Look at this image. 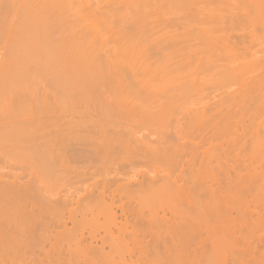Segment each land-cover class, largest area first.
Segmentation results:
<instances>
[{
	"label": "bare ground",
	"instance_id": "bare-ground-1",
	"mask_svg": "<svg viewBox=\"0 0 264 264\" xmlns=\"http://www.w3.org/2000/svg\"><path fill=\"white\" fill-rule=\"evenodd\" d=\"M62 1L0 0V70L11 69V65L17 62V64L27 65L29 68L34 66L37 71L38 69L40 70L39 66L42 65L45 68L56 59L55 57L58 58L66 50L76 51L78 47L82 49L83 46L80 45L82 46L80 47L78 45L80 44L78 38L81 36L80 26L82 25V20L83 24L84 20L86 25L88 24L83 26L93 32L94 36L95 32L100 31L93 23L97 19L95 16L96 8L94 10L93 6H89L90 0H64L66 6L69 4L64 12L61 8ZM121 1H124L123 3L126 6L124 13L122 14L119 11L117 13L116 10V13L111 12V17H108L109 20H107V27H105L106 25L102 26L106 28L105 30L108 28L107 32L109 28H119V33H122V36L124 35L123 39L130 40V38H125L127 37L126 32L132 34L137 32L141 35H149V37L165 32L176 38L200 30L217 31L219 29L229 30L230 32L241 31L243 34H264V2H261L260 11L255 14H252L251 8L259 4V0H149V5L144 11L141 8L139 10L138 7V4L143 0ZM91 5L94 4L91 3ZM114 9L112 8V11ZM66 11L67 14H65ZM114 14L121 15L117 25L115 23L117 20L116 15ZM129 23L131 27L128 25ZM213 23H217L218 26H214L215 24ZM145 25L148 27H145ZM102 29L105 32L104 28ZM105 34L107 35V33ZM137 35L134 34L135 37ZM83 37L84 35L82 39ZM85 38L87 37L85 36ZM107 41L106 43H109ZM90 43L92 45V42ZM105 44L103 45L104 47ZM130 44V49L136 53H139V51L142 54L151 52L145 45L147 40L145 44H141V41L133 40ZM90 45L88 46L90 47ZM225 45L228 48H234L229 43ZM44 47L45 49L48 48L50 56L41 57L37 55L35 57V55L30 54L36 53ZM96 48L98 47L95 46V50ZM127 48L129 50L128 46ZM102 49L104 50V48ZM149 49L151 48L149 47ZM123 51L122 54L124 53V55L129 53L128 51ZM257 59H255L256 62L253 65V74L246 76L243 82L247 85L246 91L261 94L264 93V60L257 61ZM115 60L114 62L117 64ZM123 60H121V63H125ZM146 63L144 62V64ZM112 64L115 66L114 63ZM112 64L109 63V66L111 65L110 67H112ZM118 67L119 65L117 69ZM114 68L116 67L112 68V73L111 70L109 71L112 76L114 75L113 78L107 75L106 79L104 77L106 74H101L104 77L102 79L105 82L104 84L107 81L112 83L115 78L118 79L119 71L123 72L122 67L118 72L116 69L114 71ZM140 68L139 70L142 71L143 68L142 70ZM144 68L146 69V66ZM134 69L135 67L132 70ZM113 71L117 74V77ZM137 71L135 70V72ZM148 71H150L149 68ZM40 72L38 71L36 74L43 75ZM150 72L153 73V75L151 73L152 76H156V79L158 75L164 79L173 73L172 68L166 66L158 67V69ZM1 73L0 71V75ZM17 74L19 73L17 72ZM30 75L32 74H29V79ZM16 79L15 81H17ZM18 79L20 80V78ZM122 80L125 82L124 79ZM126 83L128 81L124 83V86L127 85ZM8 86L10 85L8 84ZM178 86L175 85V87ZM156 88H159V86ZM162 88L161 86L160 90ZM163 90L167 93L166 96L169 94L170 102L167 101L165 107L162 106L160 111L158 109V114L159 112L163 114L165 111L166 113L167 111L168 113L172 112L175 109L173 107L178 97L175 95L174 97L173 95L170 96L171 93L167 89L168 92L165 89ZM111 93L109 92V97H111ZM120 93L118 92V94ZM113 94H115V90ZM122 95L124 94L122 93ZM113 97H116V95H113ZM122 99L120 100L122 101ZM115 100L112 98L113 104L111 105H116L115 107H117ZM234 100V109L226 112L223 111L221 105L218 106L216 104V106H210L211 110L208 108L201 112L199 110L198 112H193L192 114H195V117L192 115L194 119L188 117V119L196 122L194 124L197 125L195 136L201 138L200 142L205 141L210 135L207 125H213V129H217L223 123L225 128H228L233 133L235 136L234 140H237L238 143L235 144L236 146L232 150H223V155H225L226 159L229 157L227 162L225 160V163L218 162L217 158L213 160L212 156L202 158L199 162L198 147L200 143L186 140L188 138L186 137L187 135L179 129L174 132V135L172 133V136L166 134L151 138L136 135L137 132L135 131L136 133H134L131 130L133 127L130 129L128 126L131 132L127 128L123 129L122 126H118V123H116L117 128L110 129L102 128V123H100V130L102 129L100 136L93 138V141L89 144V147H91L90 149L88 148L89 150L85 149L81 153H68V144L65 143L66 146L64 147L66 149L64 148V151L62 148L63 152L60 155L61 151L59 152V150L61 149H58V146L55 145L58 150L57 155L64 159V163H68L65 164L69 166L66 170L74 168L71 163H75L78 159L81 160L85 156L90 158V160L94 157L93 161H90V165L88 164L90 167L93 166V163L95 165L96 162L104 163L106 166L111 163L112 166L110 165L108 169H112V171L109 170V174L113 173V177L105 178L102 181H94L91 187L87 188L84 195L78 196L72 191L73 185L81 182L79 180L76 181V178L80 176H62L64 179L60 177L61 180L59 179L60 181L57 182L60 188L58 189L59 192L52 190V188L55 190V187H52L53 184H47L49 183L48 180L46 184H43L42 177L37 173V175L33 174L34 177H32L34 179L30 178L31 180L27 181V183L25 182V184H18L19 176L16 177V175L13 181L4 179V177L1 178L0 203L2 204L3 202L5 205H2L1 209H4V213L1 210L2 215H0V264H146V261L149 264H226V262L216 263L208 261V254L204 250L207 238L203 237L202 221L204 214L210 210L209 206L211 204L215 205V207L219 206L221 209L225 239L247 243L250 246L264 244V105L260 104L257 107L260 108V110H257L259 113L262 111V114L256 113L252 115L253 119L249 117V124L245 111L250 104ZM110 102L108 101V103ZM101 103L103 104L104 101ZM121 104H118L119 107ZM126 104L125 106H127ZM107 105L110 106L109 104ZM112 108L113 110L115 109L114 107ZM116 109L118 110V108ZM161 111L164 112L162 113ZM103 112L106 115L108 114L106 108ZM216 114H222L220 122ZM186 125L188 126L189 124ZM194 125L191 126L193 127ZM191 126L189 127L191 128ZM189 127L187 128L190 130ZM18 130L20 131V129ZM249 131L252 132V140L256 139L258 143L255 146L256 153L246 157L245 148L248 147L246 145V134ZM190 133L192 135L193 131ZM12 135L16 136L14 132ZM30 136L32 137V134ZM241 140L243 141L241 142ZM47 143L45 142L44 144L47 146L52 144ZM55 146L52 147L51 145L49 150L51 148L54 149ZM71 150L73 151L74 147H70L69 151ZM117 154L118 156H116ZM125 156L129 160L136 158L153 164L162 163L166 166L165 172L162 174L158 171L153 174L151 172L144 173L145 175L142 174V178H134V175L127 176L124 169L132 165L133 161L126 163L125 160L119 163L116 161L117 158H114H123ZM111 157L114 158L115 162H113L114 160ZM61 161L63 163V160ZM87 161L89 160L87 159ZM224 170L225 179L221 181L220 175ZM90 175L87 179H91L94 176V172H91ZM43 178L45 180V177ZM149 197H152V199L157 198L156 201L154 200L156 204L158 203L157 205L155 204L156 209L152 208L154 202L151 204L146 201V198ZM146 208H148L150 213L145 214ZM118 211L122 213L123 221L119 220ZM79 213L88 214L94 218L95 215L97 218L101 213L105 217L109 214L110 217H108L109 215L107 216L108 218L106 217L108 223L107 225L104 224L105 227H103L105 236L98 237L92 232L86 235L82 229L69 228L67 226L68 218L71 219ZM68 214L69 216H67ZM61 227H64V229L60 230ZM148 236H150L149 240L147 239ZM107 238L110 239L109 241L112 245H110L108 250L105 249ZM118 245L124 247V252L122 250L118 251ZM114 246L117 247V251L114 248L112 249ZM135 257L136 259H134Z\"/></svg>",
	"mask_w": 264,
	"mask_h": 264
},
{
	"label": "rangeland",
	"instance_id": "rangeland-1",
	"mask_svg": "<svg viewBox=\"0 0 264 264\" xmlns=\"http://www.w3.org/2000/svg\"><path fill=\"white\" fill-rule=\"evenodd\" d=\"M120 1L121 0H90L89 6H93L94 10L96 8L95 16L97 19L95 18L96 22L93 23L100 29V31L95 32L94 36L93 32H91L89 29H86L87 27L85 28V26L88 25H86V21L84 20V24L83 20L81 21V36L79 35L80 37L78 38L80 41L78 42L80 44L78 45H82L84 48L82 46L80 47H82L83 50L79 47L76 51L66 50V52L64 51V53H61L62 55L58 56V58L55 57L56 59L49 65H44L46 66L45 68L42 65V67L39 66L40 70L37 68V71L34 69V66L33 68L30 66L29 68L27 65L24 66L17 64V62L11 65L13 69L7 68V70L4 71L0 70L2 72V76L0 75V179L4 177V179L13 181L14 178L19 176V183H17L25 184V182H29L34 177V173V175L40 174L43 184H46V181L48 180L49 183L47 184H53V186H51L55 187V190L53 188L52 190L58 191L60 188L57 182L60 181L61 178L64 179L63 177L66 175H69L70 177L80 176L79 178H76V181L79 180L81 182L73 185L72 191H74L78 196L84 195L87 191V188H90L94 181H102L105 178L113 177V173L109 174V170L112 171V169H108L111 165V161L109 162L110 164H107V166L109 165L108 167L104 163L101 164V162H96L95 165L93 163V166L90 167L89 163L91 160L93 161L94 157L90 160V158H86L85 156L84 158L80 157L82 158L81 160L78 159L75 163H71L72 166L74 165V168H69L66 170L69 166L65 165L67 162L64 163V159L61 158V156L57 155L58 150L56 149V146H58V149H61L59 150V152L61 151L59 153L60 155H62L63 152L62 148L64 150V146H66L65 143L68 144V153H81L82 151H85V149L89 150L91 148L89 147V144L93 141V138L100 136V132L102 130H100V123H102V128L106 127L109 129L117 128L116 123H118V126H122L123 129H128L129 127L131 129L133 127L134 129L132 128L131 130L134 131V133L137 132L136 135H142L151 138H157L158 136L166 134L172 136V133L174 135V132L179 129L187 135H185L188 137L186 140L197 141L200 143V146L198 147L199 162L202 158L212 156L213 160L217 158L216 160L218 162L225 163V160L227 162L229 157L226 159L225 155H223V150H232L236 146L235 144L238 143L237 140H234L235 136L233 133H231L228 128L226 129L223 123L220 124L219 128L217 129H213V125H207L208 131L210 130V135L207 139H205V141L200 142L201 138H197L198 136H195L197 125L194 124L196 122H194L195 120L188 119V117L194 119L195 114L193 115V112H198V110L201 112L202 110L208 108L211 110V107L216 106V104L218 106L221 105L224 112L234 109V99L237 101L240 100L243 102H248L250 104L249 108L245 111L248 117L247 122L249 124V119L251 117L253 119L252 115L256 113L260 114L262 112L261 111L259 113L258 110H260V108L257 107L260 104L264 105V93H249L246 91L247 85L244 84L243 81L245 80L246 76L253 74L252 70L254 63L256 62L255 59L258 58L257 61L261 59L264 60L263 33H256L253 35L247 33L243 34L241 31L230 32L229 30L223 29H219L217 31L200 30L176 38L175 36L171 37L165 32L154 34L152 37H149V35L146 36V34H143V36L137 32L134 33L135 35L138 34L135 37L134 34L126 32L127 37L125 38H130V40L123 39L124 35L122 36V33H119V28H109L108 32V28L105 30V27H107V20H109L108 17H111V12L116 13V10L117 13H124L126 6L123 3L124 1ZM148 2L149 0H143L140 2L138 4L139 10L140 8L143 11L146 10V7L149 5ZM261 2L264 1L259 0V4L255 5V7H251L252 14L260 11V7L262 5ZM64 3L66 2L63 0L61 2V8L63 12L69 5L68 4L66 6ZM91 3L94 5H91ZM114 7H116V9H114ZM68 8L70 9V7ZM112 8L114 11H112ZM65 14H67V11ZM114 15H116L117 20L115 23L117 25L120 21L121 15ZM213 24H215L214 26L217 25V23ZM102 25L106 26L104 27ZM128 25L131 27L130 23ZM145 27L148 26L145 25ZM101 28H104L105 32L103 29L101 30ZM101 31H103V33H101ZM105 33H107V35ZM83 35L84 37H87L85 39L83 37L85 41L82 39ZM92 36L95 37L96 40H94L95 38ZM108 39L109 41H107ZM132 40L137 42L141 41V44H145L147 40L148 45H145L151 52L142 54L141 51H139V53L132 51L130 49V43ZM150 40L153 42L150 43ZM104 41L105 43L106 41L109 43L105 44ZM90 42H92V45H90ZM228 43L234 46L235 50L234 48L226 47L225 44ZM104 44L107 49L103 46ZM88 45H90V47ZM95 46L98 47L96 50ZM127 46L129 47V50H127ZM149 47L151 49H149ZM102 48H104V50ZM121 49L122 51L124 49L123 52L128 51L129 53H126L127 55L130 53L131 54L126 57L127 55H124V53L122 54ZM30 54L33 56L35 55V57L37 55L41 57L49 55L48 48L45 49V47L36 53ZM129 57H131L130 60ZM112 59L113 61H111ZM114 60L117 61V64H115L116 62H114ZM121 60H123L125 63H121ZM127 60L130 61L131 64L128 63ZM143 61L147 63L144 64ZM61 63L63 66L60 65ZM109 63H114L115 66L112 64V67H110L111 65L109 66ZM116 65H119L118 69ZM141 65H143V67H141ZM144 66H146V69ZM163 66L172 68V75L164 78L166 81L170 79L167 81L169 83L162 79L160 75H158L156 79V76H152L153 73L150 72L154 69H158V67L162 68ZM113 67H116L114 68V71L116 69L117 72L122 67L121 69L123 72L120 70V74L118 73V79L115 78L112 83L111 81H107L108 85H106L107 83L104 84L105 82H103L102 79H104V77L107 79V75L113 78L114 75L112 76L111 74ZM134 67L135 69L132 70ZM27 68L29 70L31 68L32 69L29 71ZM139 68L141 70L142 68L145 70L140 71ZM148 68L150 71H148ZM110 70L111 73H109ZM135 70L138 71L135 72ZM38 71H41L40 73L43 75H37L36 73H38ZM17 72L19 74H17ZM29 74H32L30 75V79L28 78ZM101 74L106 75L102 77ZM19 75L21 76L17 77ZM121 75L125 82L128 81V83H126L127 85L125 84L127 89L126 86H124L125 82H123L121 79ZM15 78H17V81H15ZM18 78H20V80ZM90 80L92 81L90 82ZM3 81L7 82L3 83ZM158 83L160 84L158 85ZM8 84L10 86H8ZM3 85L5 86L3 87ZM157 85L159 88H156L158 87ZM170 85L172 86V89ZM175 85L179 86L175 87ZM161 86L163 87L162 90H160ZM6 87L8 88L6 89ZM163 89H167L169 93H171L170 96H178L177 98L175 97L177 104L174 103L175 106L173 105V108L175 109H173L172 112L170 111L168 113L167 111L166 113V111H161L165 114H161L160 112L158 114V109L160 111L162 106L165 107L167 101L170 102L168 96L169 94L167 97V93ZM114 90L115 94H113ZM109 92H112L111 97L108 96ZM118 92L121 93L118 94ZM122 93L124 95H122ZM113 95H116V97H113ZM112 98L113 100H117H115L117 107H115L116 105H111L113 104ZM120 99H122V101ZM102 101H104V103L106 102V104H102ZM108 101L110 103H108ZM124 102L125 104L128 102V104H126L127 106L123 104ZM120 103H122L121 105L123 106L120 105L119 107L118 104ZM111 107H114L115 109L113 110ZM105 108L108 113L107 115L105 114L106 111L103 112ZM116 108H118V110ZM192 115L194 117H192ZM216 115L218 121L220 122L222 119V114ZM187 122H190L191 125L194 126L192 127L190 123ZM18 124H20V126H18ZM186 124L189 125L187 126ZM110 125L114 126L110 127ZM185 126L186 128L191 126L192 129L190 127V130L188 128L186 129ZM18 129H20V131ZM189 131H193L194 134L192 133L191 135ZM13 132L16 136L12 135ZM30 134H32V137ZM251 137L252 132L249 131L246 134L248 143H246L248 147L245 148L247 155L246 157L256 153L255 146L258 141H256V139L252 140ZM61 140H63V142H61ZM242 141L243 140H241V142ZM45 142L52 143V147L56 145L54 149L51 148L53 151L51 149L49 150L51 145L49 144L47 146L44 144ZM241 142L239 143L241 144ZM70 147H74V150L69 151ZM55 149L56 151L54 153ZM41 154L43 155L41 156ZM116 156H118V154ZM114 158H117L116 161L119 163H122L125 160L126 163L133 161V164L124 170L125 175H134V178H142L143 175L149 172L153 174L158 171L162 174L165 172L166 168V166L162 163L153 164L146 160H138L136 158L129 160L126 156L123 158ZM114 158L112 159L114 160ZM87 159L89 161H87ZM61 160H63V163ZM113 162H115V160ZM91 172H94V176L91 179H87L91 176ZM224 173L225 170L220 175L221 181H224L225 179ZM15 175L16 177H14ZM43 177H45V180ZM149 198H146V201L151 204H153L154 200L156 201L157 199L156 197V199H152V197ZM3 204L5 205L3 202L2 204L0 203V215H2L1 208ZM155 204L156 203L154 202L152 206L153 209H156ZM209 208L210 210L204 214L202 221L204 229L203 237L207 238V243L204 246V250L208 254V261H214L216 263L226 262V264H264V244H254L250 246V244L247 243L233 242L231 239H225V230L222 226L221 209L219 206L215 207L213 204H211ZM3 210L2 212L4 213ZM148 213H150V211L148 208H146L145 214ZM117 214L119 215V220L123 221L124 218L121 216L122 213L118 211ZM108 215H106V217ZM67 216H69V214ZM106 217L103 215V213L99 214L97 218L96 215L94 218L91 215L79 213L74 215V217L71 219L68 218L67 226L71 229H82L85 231L86 235H89V232H92L98 237L105 236L103 227H105L104 224L107 225L108 223V219H106ZM108 217H110V215ZM63 229L64 227L60 228V230ZM147 239L149 240L150 236H148ZM109 240L110 239L107 238L105 246L106 250H108L111 245ZM113 244L116 246L115 243ZM115 246L112 247V249L114 248L117 251V247ZM118 248L120 249H118L119 252L121 250L124 252V247L118 245ZM253 251H255V253L252 254ZM134 259H136V257ZM146 264H149V262L146 261Z\"/></svg>",
	"mask_w": 264,
	"mask_h": 264
}]
</instances>
